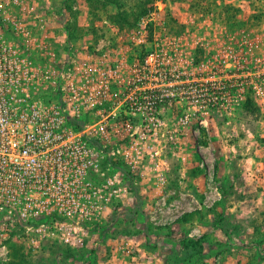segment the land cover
Wrapping results in <instances>:
<instances>
[{
	"label": "rangeland",
	"instance_id": "374dc122",
	"mask_svg": "<svg viewBox=\"0 0 264 264\" xmlns=\"http://www.w3.org/2000/svg\"><path fill=\"white\" fill-rule=\"evenodd\" d=\"M0 26L111 153L93 220L0 231V264H264V0H0ZM150 77L174 95L155 136L129 114Z\"/></svg>",
	"mask_w": 264,
	"mask_h": 264
},
{
	"label": "built area",
	"instance_id": "2783aa9c",
	"mask_svg": "<svg viewBox=\"0 0 264 264\" xmlns=\"http://www.w3.org/2000/svg\"><path fill=\"white\" fill-rule=\"evenodd\" d=\"M21 56L0 26V231H49L61 228V218L77 229V221L95 216L90 178L109 162L108 126L89 124L87 102L76 95L45 97L36 68ZM148 79L130 98L129 114L146 121L141 135L155 136L160 106L171 105L174 95L166 83Z\"/></svg>",
	"mask_w": 264,
	"mask_h": 264
},
{
	"label": "trees",
	"instance_id": "16d2710c",
	"mask_svg": "<svg viewBox=\"0 0 264 264\" xmlns=\"http://www.w3.org/2000/svg\"><path fill=\"white\" fill-rule=\"evenodd\" d=\"M251 106H252V104H251V101L250 100L249 101H246L245 104H244V107H245L246 111L253 112V109L251 108ZM112 166H113V168H115V170L121 171V169L119 167H116L113 163H112ZM127 176H129V173H127ZM216 190L220 194V198H221L220 199L221 200L220 201V205L223 206L224 205L223 198H224L226 192H225V190H224V188L222 186H216Z\"/></svg>",
	"mask_w": 264,
	"mask_h": 264
}]
</instances>
